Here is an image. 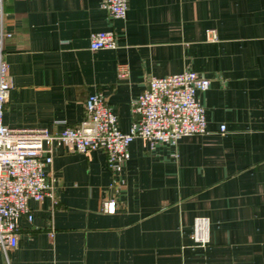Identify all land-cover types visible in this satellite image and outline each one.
Wrapping results in <instances>:
<instances>
[{
    "label": "crops",
    "instance_id": "obj_1",
    "mask_svg": "<svg viewBox=\"0 0 264 264\" xmlns=\"http://www.w3.org/2000/svg\"><path fill=\"white\" fill-rule=\"evenodd\" d=\"M99 4L3 2V124L54 134L99 93L125 132L150 76L189 69L209 79L196 94L205 133L153 151L135 138L116 171L101 150L53 146L55 203L27 201L30 220L17 218L0 264H264V0H127L124 19ZM98 30L113 31L114 49L88 48ZM195 216L208 218L204 248L190 237Z\"/></svg>",
    "mask_w": 264,
    "mask_h": 264
},
{
    "label": "built area",
    "instance_id": "obj_2",
    "mask_svg": "<svg viewBox=\"0 0 264 264\" xmlns=\"http://www.w3.org/2000/svg\"><path fill=\"white\" fill-rule=\"evenodd\" d=\"M0 0V250L15 248L18 240L16 220H30L29 199L36 202L53 195L54 179L45 172L52 160L53 146L67 152L86 153L101 150L108 168L118 170L128 159V145L139 138L148 151L166 144L175 146L183 136L205 133L204 110L197 92L205 90L209 79L185 69L165 76H150L146 87L131 101L133 119L127 131L116 125V117L99 93L89 94L84 102V117L76 126H65L51 134L45 128H12L2 122V109L8 100L10 82L3 58V43L11 33L2 28L3 10ZM100 8L112 19H124L127 0H100ZM210 39H215L211 31ZM112 30L90 32V50L114 49ZM127 76L124 65L117 66V78ZM220 125L219 130L223 131ZM174 156H176L174 154ZM107 213L114 210L113 201L103 204ZM190 237L193 246L204 248L209 242L208 218L192 219Z\"/></svg>",
    "mask_w": 264,
    "mask_h": 264
}]
</instances>
